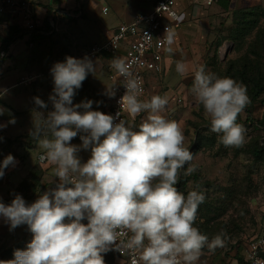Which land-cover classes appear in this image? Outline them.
<instances>
[{
  "label": "clouds",
  "instance_id": "9594fccd",
  "mask_svg": "<svg viewBox=\"0 0 264 264\" xmlns=\"http://www.w3.org/2000/svg\"><path fill=\"white\" fill-rule=\"evenodd\" d=\"M172 42L169 34L167 43ZM166 51L173 49L169 46ZM111 67L124 77L126 91L118 101L120 107L133 119L141 113H147L146 118L134 130L123 119L115 122L120 112L114 117L92 110L91 100L73 105L76 90L96 67L87 57L68 56L65 62L55 63L50 96L54 110L46 119L38 113L42 123L35 125L33 136L55 165L53 174L59 183L31 204L20 195L10 205L0 202V216L10 230L27 225L32 234L26 249H16L14 259L0 264H105L102 254L118 238L133 255L131 264H196L205 246L210 251L225 246L226 233L210 240L194 226L204 193L194 189L185 195L175 187L182 171L191 176L197 168L191 163L193 154L185 147L181 126L161 114L168 98L141 99L143 88L130 65L117 58ZM176 71L183 76L188 68L177 61ZM192 91L220 143L242 147L246 129L237 120L250 104L246 86L200 65L194 70ZM109 96L115 92L109 90ZM34 102L47 107L39 97ZM81 108L84 111H78ZM78 133L82 144L72 145ZM81 149H90L86 162L77 155ZM13 163L12 155L3 160L0 178ZM254 264L264 260L257 258Z\"/></svg>",
  "mask_w": 264,
  "mask_h": 264
},
{
  "label": "rangeland",
  "instance_id": "374dc122",
  "mask_svg": "<svg viewBox=\"0 0 264 264\" xmlns=\"http://www.w3.org/2000/svg\"><path fill=\"white\" fill-rule=\"evenodd\" d=\"M253 6L264 7V0H215L212 5H206L204 0L186 1L189 21L187 24L182 22L176 29V33L180 34L175 50L166 56V70L162 74H153L149 94L144 99L148 100L152 95L168 98L166 110L161 114L179 123L185 135V147L193 154L191 163L196 165L197 170L187 176L188 180L180 191L186 195L195 189L205 195L194 226L207 236L226 233L224 247L214 251L207 246L202 249L199 260L205 263L226 264L237 255L243 256L253 239L262 234L264 227V151L259 157L254 153L259 141L264 144V92L257 100L250 101L239 114L237 122L246 129L245 143L235 148L225 147L220 143L219 135L210 130V123L204 118L202 106L197 105L192 91L195 68L204 65L207 71L227 77L228 65L247 53L256 31L239 43L231 38V33L236 27V11ZM89 13V25L93 31L99 32L100 40L101 26H112L119 21L113 11L98 16L92 11ZM260 25L264 28V17ZM71 29H74L75 35L78 34L77 29ZM3 30L0 28V31ZM73 34L69 33L68 37L61 35L58 40L51 36L34 40L33 53L40 58L34 67L37 77H32L35 74L24 78L19 76L16 86L3 92L7 82L13 80L5 75L8 69L0 72V107L4 109L0 124L6 125L0 129V164L8 155L14 157V163L4 169V175L0 178V202L5 205H10L16 195L31 204L47 185L58 180L53 174L55 165L49 160L42 161L44 149L34 138L33 132L35 125L42 123L38 113H43L46 119L48 113L54 110L50 100L54 89L51 68L57 62H65L68 56L78 58L88 51L87 47L76 46L77 43L71 39ZM219 41L222 42L220 46ZM21 44L26 50L25 39ZM252 57L258 58L256 55ZM6 58L1 57L0 52V65ZM88 59L94 64H99L101 60ZM177 61L184 62L188 68L183 76L176 71ZM261 63L264 67V56ZM234 80L240 82L237 78ZM111 84L105 66L89 72L81 88L76 90L73 105L91 100L92 110L110 114ZM35 97L43 100L47 107L37 106ZM179 98L183 101H178ZM141 115V119L128 124L134 130H138L147 113ZM12 119H15L14 124L9 123ZM80 135L78 133L72 139V145L82 144ZM77 155L82 162H86L90 149H81ZM85 220L82 223L86 224ZM31 239L27 225L10 230V224L0 216V256L6 255V261L14 259L16 249H26ZM102 255L105 264L115 263L116 257L109 251Z\"/></svg>",
  "mask_w": 264,
  "mask_h": 264
},
{
  "label": "built area",
  "instance_id": "2783aa9c",
  "mask_svg": "<svg viewBox=\"0 0 264 264\" xmlns=\"http://www.w3.org/2000/svg\"><path fill=\"white\" fill-rule=\"evenodd\" d=\"M207 5H212L215 0H205ZM178 0H156L149 2L146 7H142L136 12L134 19L129 23H122L113 33L101 44H95L88 51L83 52L77 59L84 58H107L106 68L112 80L110 90L115 92L114 97L109 96L110 115L114 117L120 112V118L127 124L134 123L139 116L134 119L120 107L118 101L124 95L126 89L123 87L124 77L111 67L114 59H122L128 65L135 76L139 78V83L143 88L140 98L148 92V83L153 74L162 73L165 70V52L170 46L174 47V30L181 21L180 12L177 9ZM108 8H104L106 13ZM6 14L13 24L19 25L26 36L30 38V45H33V35L41 32L45 21L39 17L33 8L30 0H0V15ZM53 26V24H51ZM173 37L171 45L167 43V36ZM30 80V79H29ZM178 101L182 102L180 98ZM47 159L42 156V161ZM59 183L57 180L47 185L41 192H50ZM121 239L118 238L116 244L111 247L115 256L122 259L121 264H131L133 255L121 247ZM264 227L262 234L253 239L248 245L242 261H229L228 264H254L255 259L264 260ZM138 259V254H136ZM196 264H212L199 263Z\"/></svg>",
  "mask_w": 264,
  "mask_h": 264
},
{
  "label": "crops",
  "instance_id": "0c3cea01",
  "mask_svg": "<svg viewBox=\"0 0 264 264\" xmlns=\"http://www.w3.org/2000/svg\"><path fill=\"white\" fill-rule=\"evenodd\" d=\"M155 1L156 0H30L36 14L45 21V25L39 33L40 36L37 37L38 40L44 39L45 36H51L55 38V40H58V38H60L59 36L61 35L68 37L69 33H74L71 36V39L77 43L76 46L87 47L88 50L95 44H101L105 42V40L113 33V31H115L118 25L122 23L132 22L137 11H139L142 7L145 8L149 2ZM186 1L191 2L193 0H178L177 2V9L181 15V21L178 23L174 30V47L172 48L173 51L175 50V43L178 40V35L180 34V32L179 34L176 33V29L182 22L187 24V22L189 21V15L185 10ZM90 3L91 5L88 6V4ZM204 3L206 4L205 0ZM105 7L108 8V11L106 13L113 11L114 15L119 19V21L118 24L112 26H101L102 39L100 40L98 36L99 32L97 33L96 31H93L91 26L89 25V12L92 11L98 16L104 12ZM51 24H53V26ZM186 24L182 26V33L185 31L184 29ZM16 26L19 25L11 23L10 17L8 15H0V28L5 29L3 30V32L0 31L2 32L0 34V52L1 57H7L6 59H3V62H1L2 64L0 65V72L3 73L8 69V72L5 75H7L6 77H10L13 80L7 82V84L4 86L5 89L3 90V92H6V89H12L16 86L15 82L18 80L16 79L17 77L21 76L20 78H24V76L29 77L35 74L36 72L34 71V67L38 64V61L40 59L35 55V53H33V48L36 45V42H34L33 40L34 43L31 46L30 38L25 34L22 38L12 42L7 51L2 50L4 40H8V37L11 33L10 27ZM73 27L77 29V35H75L74 29H71ZM23 39H25L27 42L26 50L24 49V45L21 44ZM168 53L169 52L167 51L165 52V59ZM99 59H101L99 61V64H94L96 67V71H98V69L103 66L106 67L107 58H105V60L104 58ZM32 77H37V75ZM152 77H154V75ZM150 81L148 83L147 94L141 98L143 100L149 94ZM141 118L142 115L139 116V119ZM121 262L122 259L116 257L114 264H121Z\"/></svg>",
  "mask_w": 264,
  "mask_h": 264
},
{
  "label": "trees",
  "instance_id": "16d2710c",
  "mask_svg": "<svg viewBox=\"0 0 264 264\" xmlns=\"http://www.w3.org/2000/svg\"><path fill=\"white\" fill-rule=\"evenodd\" d=\"M235 23L236 27L231 33V38L235 42H241L245 40L246 37L253 34L256 31L254 40L250 43L247 53L242 56L239 60L231 62L227 69V77L238 79L247 88V93L250 101L257 100L264 92V67L261 63V58L264 56V28L260 25L261 19L264 17V7L263 6H253L244 9H239L235 13ZM11 33L8 40H4L2 50L7 51L12 42L23 37V29L19 26L10 27ZM40 34L36 33L33 35V40L39 37ZM222 44L219 41L218 45ZM256 55L258 58L252 57ZM249 120V119H248ZM264 151V144L259 141L254 149V153L259 157ZM186 167V166H185ZM187 176L181 173L179 182L175 185L178 191L183 189L187 182ZM217 233L210 234L208 237L212 238ZM259 236H256V238ZM210 238V240H211ZM255 238V239H256ZM112 255L115 252L109 250ZM6 255L0 256V261H6ZM243 256H236L232 261H242ZM199 263H205L198 260ZM228 264V263H226Z\"/></svg>",
  "mask_w": 264,
  "mask_h": 264
}]
</instances>
